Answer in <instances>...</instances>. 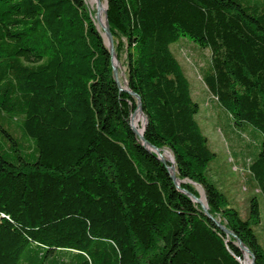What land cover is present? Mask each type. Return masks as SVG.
<instances>
[{
    "label": "trees",
    "instance_id": "16d2710c",
    "mask_svg": "<svg viewBox=\"0 0 264 264\" xmlns=\"http://www.w3.org/2000/svg\"><path fill=\"white\" fill-rule=\"evenodd\" d=\"M124 89L144 139L182 189L264 264V0H106ZM95 12L84 0H0V264H243L236 240L179 192L130 128ZM190 40L232 124L262 137L243 160V217L209 176L216 154L172 46ZM168 165H170L168 163Z\"/></svg>",
    "mask_w": 264,
    "mask_h": 264
},
{
    "label": "rangeland",
    "instance_id": "374dc122",
    "mask_svg": "<svg viewBox=\"0 0 264 264\" xmlns=\"http://www.w3.org/2000/svg\"><path fill=\"white\" fill-rule=\"evenodd\" d=\"M84 1L89 9L95 12L94 0L92 3L90 0ZM98 1L100 5L105 4L107 7L106 0ZM96 27L101 31L98 25ZM172 51L181 64L189 80L192 95L199 105L197 121L208 139L210 149L216 154L215 159L209 167V176L212 181L216 182L225 195L228 196L231 204L243 217V212L247 208V198L250 194L245 186L246 169L243 167V160L255 158L262 142V137L250 134L249 128L235 127L224 110L219 108L212 97L206 92L198 75V69L209 57L208 50L201 49L192 41L185 39L177 46L174 44ZM117 72L119 84L121 88H125V68L119 61ZM142 118L141 115L140 117L133 116L132 121L138 131L141 130L143 125ZM2 125L4 128L9 129L6 125ZM162 153L167 154L168 162L171 161V152L165 150ZM195 189L199 193V197L197 198H200L201 194L204 198L202 188L195 185ZM257 198L260 203L261 215H264V206L260 196L257 195ZM258 233H264V218L258 229ZM248 263L249 259L246 256L243 257V264Z\"/></svg>",
    "mask_w": 264,
    "mask_h": 264
},
{
    "label": "water",
    "instance_id": "95a60500",
    "mask_svg": "<svg viewBox=\"0 0 264 264\" xmlns=\"http://www.w3.org/2000/svg\"><path fill=\"white\" fill-rule=\"evenodd\" d=\"M94 5H95V15H94V19H95L96 25H99V29H101V31H102V35H103V38L105 40V44H106V46L108 48V52H109V55H110V58H111V66H112V73H113L114 81L116 82L119 90L127 91V93L129 95H131L135 99V101H136L137 108L133 112V114L131 115V117H130V124H129L132 132L139 139L141 145L147 151L153 152L157 156V159L160 162H162L163 164L166 165V168H167V170H168V172L170 174V178H171V180H172L175 188L179 192H181V193L185 194L187 197H189L192 202H194L197 205H199L200 208H201V211L204 213V215L207 216L210 220H212L213 223L222 232H224L227 236L233 237L236 240V245H237L238 249L241 251L243 257H245V256L248 257L249 258V264H254V256L249 251V249L232 232H230L223 225H221L219 223V221H217V220H215V219H213L211 217V215L209 214V211H208V207H207L206 201H205V203H202L201 200H200V198H197L196 196H194L193 194H191L187 190L181 188V186H180L181 181L177 180V178L175 176V168L173 166V162H174L173 161V158H172V161L169 162L170 165H168V162L163 159L160 150L158 148L152 146L151 144H149L144 139L143 134H144L145 126H146V123H147V119H146L145 115L142 113L141 99H140V97L138 95L134 94L133 92H131L129 90H126L124 88H121V86L119 84V81H118V72H117V69H118V61H117L116 55L114 53L113 38H112L110 29H109V25H108V21H107V12H106L107 7L105 8V11H104L105 24L102 26V25H100V20H99V9H100V3H99V1L96 0L95 3H94ZM137 112H139L142 115V117H143V125H142V128H141V131L140 132L136 129V127L134 126L133 121H132L134 114L137 113ZM204 200H205V197H204ZM240 264H241V261H240Z\"/></svg>",
    "mask_w": 264,
    "mask_h": 264
},
{
    "label": "bare ground",
    "instance_id": "6f19581e",
    "mask_svg": "<svg viewBox=\"0 0 264 264\" xmlns=\"http://www.w3.org/2000/svg\"><path fill=\"white\" fill-rule=\"evenodd\" d=\"M91 1V3L93 2V0H90ZM95 1L96 0H94V3H95ZM105 8H106V6H105V4H101L100 5V9H99V20H100V25H104L105 24V19H104V11H105ZM98 27H99V25H98ZM136 117L138 116V117H140V113L139 112H137V114L135 113L134 114ZM141 117H142V115H141ZM143 119V118H142ZM141 131V130H140ZM139 131V132H140ZM161 154H162V157H163V159L165 160V161H167L168 162V156H167V154L166 153H162L161 152ZM171 161H172V156H171ZM171 161H169V162H171ZM168 162V163H169ZM172 164V163H171ZM200 200H201V202L202 203H204L205 201H204V198H203V195L201 194V197H200ZM248 258V257H247ZM249 259V258H248ZM249 264V263H248Z\"/></svg>",
    "mask_w": 264,
    "mask_h": 264
}]
</instances>
